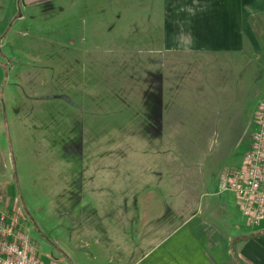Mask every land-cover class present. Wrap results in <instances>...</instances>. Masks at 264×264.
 Returning <instances> with one entry per match:
<instances>
[{"label": "rangeland", "instance_id": "1", "mask_svg": "<svg viewBox=\"0 0 264 264\" xmlns=\"http://www.w3.org/2000/svg\"><path fill=\"white\" fill-rule=\"evenodd\" d=\"M8 1L0 211L15 217L40 264H114L131 250L127 263L184 219L188 184L239 165L264 95V26L254 47L207 64L205 93L178 100L189 104L185 141L176 127L174 141L141 142L121 90L134 72L122 49L106 48V7L120 0Z\"/></svg>", "mask_w": 264, "mask_h": 264}, {"label": "crops", "instance_id": "2", "mask_svg": "<svg viewBox=\"0 0 264 264\" xmlns=\"http://www.w3.org/2000/svg\"><path fill=\"white\" fill-rule=\"evenodd\" d=\"M17 1L28 9L58 0ZM263 23L264 0H120L107 6L106 48L122 49V62L134 72L121 90L136 113V141H174L176 127L185 141L189 104L178 100L186 99V90L205 93L207 64L254 47ZM220 174L211 183L188 184L184 219L123 264H264V213L256 229H246L231 196L215 194Z\"/></svg>", "mask_w": 264, "mask_h": 264}, {"label": "built area", "instance_id": "3", "mask_svg": "<svg viewBox=\"0 0 264 264\" xmlns=\"http://www.w3.org/2000/svg\"><path fill=\"white\" fill-rule=\"evenodd\" d=\"M252 130L238 167L221 173L215 194H228L249 231L264 213V95L251 120ZM0 264H40L14 216L0 211Z\"/></svg>", "mask_w": 264, "mask_h": 264}, {"label": "trees", "instance_id": "4", "mask_svg": "<svg viewBox=\"0 0 264 264\" xmlns=\"http://www.w3.org/2000/svg\"><path fill=\"white\" fill-rule=\"evenodd\" d=\"M8 2H9V5L12 6L13 3H15V0H9Z\"/></svg>", "mask_w": 264, "mask_h": 264}]
</instances>
